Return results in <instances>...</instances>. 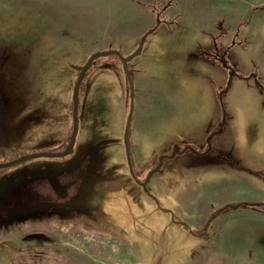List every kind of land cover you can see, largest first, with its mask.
<instances>
[{
  "label": "rangeland",
  "instance_id": "obj_1",
  "mask_svg": "<svg viewBox=\"0 0 264 264\" xmlns=\"http://www.w3.org/2000/svg\"><path fill=\"white\" fill-rule=\"evenodd\" d=\"M251 1L0 0V164L69 144L76 72L97 52H125L147 15L165 18L164 8L172 2L174 17L195 16L217 2L229 27L236 19L250 22ZM239 28L224 49L248 45L246 36L238 39ZM255 48L264 64V39ZM112 60L123 67L118 56H106L87 76ZM226 60L239 73L241 61L228 54ZM88 77L73 153L0 171V264H264V208L228 209L203 238L193 236L189 229L201 234L223 205L213 213L211 194H191L192 184L183 199L177 191L182 184L162 179L173 168L170 161L152 179L148 196L127 166V119L120 103L130 101L129 95L119 86V100L113 87L102 103L96 98L88 103ZM238 156L223 157L242 167V179L220 184L213 202H264V169L249 180L244 170L253 169L242 166L249 159ZM131 157L145 174L157 161L143 165Z\"/></svg>",
  "mask_w": 264,
  "mask_h": 264
},
{
  "label": "crops",
  "instance_id": "obj_2",
  "mask_svg": "<svg viewBox=\"0 0 264 264\" xmlns=\"http://www.w3.org/2000/svg\"><path fill=\"white\" fill-rule=\"evenodd\" d=\"M220 6L218 8L214 2L210 12L196 11L195 16L183 14L180 18L171 15L176 10L171 2L164 8L165 18L155 12L148 13L150 16L147 15L140 32L131 36L125 43L126 51L120 52L125 57L132 55L143 35L158 25L147 38L142 54L128 65L134 85L129 134L131 156L144 165L180 145L182 151L169 160L173 163L172 170L162 179L171 178L182 184L177 191L184 193L183 199L189 194L188 184L193 186L189 189L191 194L207 191L211 194L207 199L211 201L213 213L218 206L244 203L213 202L220 184L230 185L242 179L239 172L242 167L233 165L223 156L239 155V158L249 159L242 165L253 169L244 170L249 180L258 178L264 169V90L253 78H248L256 74L264 85V64L253 51L258 40L264 39V0L250 2L248 12L252 18L249 23L240 24V19H236L235 23L230 21L229 27H224ZM159 19L162 23L158 24ZM171 22L173 24H169ZM236 26L243 31L238 39L246 36L248 45L230 49L229 57L235 62L241 61L240 71L221 99V92L229 82V72L204 53L215 48L222 51L233 43ZM87 83L88 103L93 98L102 103L112 96L113 87H118L115 93L119 100L123 98L119 88L123 86L125 96L128 90L125 71L115 60L101 64L88 77ZM120 105L127 119L131 103L125 98ZM224 117L223 131L218 133ZM134 120L138 122L135 126ZM125 131L126 127L124 138ZM185 147L204 154L185 150Z\"/></svg>",
  "mask_w": 264,
  "mask_h": 264
},
{
  "label": "water",
  "instance_id": "obj_3",
  "mask_svg": "<svg viewBox=\"0 0 264 264\" xmlns=\"http://www.w3.org/2000/svg\"><path fill=\"white\" fill-rule=\"evenodd\" d=\"M160 23V21L158 20V24ZM153 33V30H150L148 31L141 39L140 43H139V46L137 48V50L132 54V55H129L127 57L123 56L119 51H115V50H110V51H102V52H97L95 53L94 55H92V57L89 59L88 63L86 64L85 68H84V73H86V71L91 67V66H94L96 65V61H94L97 57L99 56H118L121 63H122V66H123V69L125 71V74H126V77L127 79L129 78V63L137 56L141 55L142 52H143V49H144V46H145V43L147 41V38L149 37L150 34ZM228 52L225 51L223 54H217V57L219 59V62L221 63V65L227 69L229 71V82H228V85H227V88L221 92V96H223L230 88V85H231V81L232 79L237 76V71L234 70L232 67L229 66L227 60H226V56H227ZM249 78H253L255 80V83L256 85H258L261 89L264 90V85L259 81L258 77L256 74H252L251 76H249ZM84 80V77H81V81L82 82ZM132 84H133V80H132ZM78 88V87H77ZM79 90V89H78ZM127 94L130 95L129 93V90H127ZM79 95V92L76 91L75 93V98L77 99ZM134 98V85H133V89H132V93H131V99L133 100ZM133 102V101H132ZM132 109H133V103H132V108H131V115H132ZM131 120V117L129 118L128 121ZM224 124H225V117H224V120L223 122L221 123V125L219 126V129H218V133H221L223 131V127H224ZM79 127H80V122L78 121L77 118H75V122L73 124V131H72V136L70 138V142L69 144L67 145V147L65 148L64 151L60 152V151H49V152H39V153H33V154H28V155H25V156H22L16 160H13V161H9V162H6V163H1L0 164V170H3V169H7V168H10V167H15L17 165H20L24 162H28V161H31V160H34V159H41V158H65L69 155H71L74 151V147H75V144H76V140H77V137H78V132H79ZM128 125H127V128H126V133H125V145H126V155H127V160L129 162V165L131 167V169H133V162H132V157H131V151H130V147H129V137H128ZM180 153V146L179 145H176L174 147V151H173V154L171 155V158H174L177 154ZM163 159V158H162ZM161 159V160H162ZM159 169H157L156 171H158ZM148 182V180H147ZM147 182L144 183V186H145V191L148 192L147 190ZM241 207H259V208H264V202H259V203H248V202H244V203H238V204H230V205H226L224 206L223 208L219 209L217 213H215L211 219L207 222L205 228H204V231L201 233V234H196L193 230L189 229V232L193 235V236H196V237H199V238H203L206 233L208 232V229L210 227V224L212 221L216 220L218 218L219 215L223 214L226 210L228 209H231V210H238L239 208ZM167 211L168 213H172L171 211L169 210H165ZM175 224H179L178 222H175ZM180 224L187 228V223L185 222H180Z\"/></svg>",
  "mask_w": 264,
  "mask_h": 264
},
{
  "label": "trees",
  "instance_id": "obj_4",
  "mask_svg": "<svg viewBox=\"0 0 264 264\" xmlns=\"http://www.w3.org/2000/svg\"><path fill=\"white\" fill-rule=\"evenodd\" d=\"M160 23H162L161 20H160ZM169 24H173V22H171V23H169ZM157 28H158V25L156 24V26L152 29L153 32H155ZM150 35H151V34H150ZM150 35H149V36H150ZM225 51L228 52V51H229V48L224 49V50H222V51H219L218 48H215L214 51L209 52V53H204V54L213 57V58L215 59V61H216L217 63L220 64L219 59H218V57H217V54H218V53L223 54ZM106 56H107V55H105V56H99V57H97L94 61H97V60L101 59L102 57H106ZM220 65H221V64H220ZM85 66H86V64H85L84 66L80 67V68L78 69V71L76 72V77H75L76 79H75V83H74V87H73L72 100H71V103H70V105H69V112H70V116H72L73 124H74V122H75V118H77L78 121L80 122L81 91L83 90V86H84V82H85V80H86L87 73H88V72L91 70V68H92V66H91V67L86 71V73H84L83 71H84ZM81 77H84V80H83L82 82H80V81H81ZM241 78H244V77H241ZM248 78H249V77H248ZM249 79H250V78H249ZM132 80H133V78H132V76H131L130 69H129V78L127 79V89L129 90V93H130L129 97H130V98H131V93H132V89H133ZM77 87H78V88H77ZM78 89H79V90H78ZM76 91L79 92V95H78L77 99L74 97ZM221 99H222V96H221ZM130 103H131V108H132V99L130 100ZM223 108H224V105H223ZM130 117H131V120L128 121ZM131 122H132V115H131V112H130L129 115H128V117H127V123H126V128H127V125H128V129H129V130H128V131H129L128 133H129V134H130ZM125 133H126V131H125ZM129 134H128V137H129ZM128 139H129V138H128ZM188 149H190V150H192L193 152L198 153V154H204V153H200V152L195 151V149H193V148H191V147H188ZM6 160H8V158H6ZM5 162H6V161H5ZM5 162H4V163H5ZM19 166H20V165H17V166H15V167H10V168L6 169L5 171H3L2 174L7 173V171L14 170V169L18 168ZM86 194L88 195V194H90V192H87Z\"/></svg>",
  "mask_w": 264,
  "mask_h": 264
},
{
  "label": "flooded vegetation",
  "instance_id": "obj_5",
  "mask_svg": "<svg viewBox=\"0 0 264 264\" xmlns=\"http://www.w3.org/2000/svg\"><path fill=\"white\" fill-rule=\"evenodd\" d=\"M218 54H220V53H218ZM88 63V62H87ZM86 63V64H87ZM93 67V66H92ZM91 71V70H90ZM89 71V72H90ZM88 72V73H89ZM88 73H87V75H88ZM86 77H88V76H86ZM80 121H81V119H80ZM79 131H80V127H79ZM70 142V141H69ZM180 146V145H179ZM67 147V144L66 145H63V146H61V147H59V149H55L54 151H60V152H62V151H64L65 150V148ZM182 147L180 146V152L182 151V149H181ZM185 150H188V147H185L184 148ZM173 151H174V149L170 152V153H168V154H165L164 155V158L161 160L160 159V156L158 157V159H157V161L155 162V164L151 167V169L150 170H148V172L145 174L144 172H142V171H138V170H136V168H135V165H134V163H133V169H131V167H130V165H129V162L127 161V166H128V170H129V175H130V177L137 183V185L139 186V187H141L142 188V190L144 191V192H146V194L148 195V196H150L151 197V193H149V190H148V188H149V185H150V183H151V181H152V179L154 178V176L156 175V174H158L161 170H162V168L164 167V165H165V162L166 161H169V160H171V159H173V158H171V155L173 154ZM175 158V157H174ZM56 159H62V158H56ZM225 160H227L226 158H224ZM4 161H7V160H4ZM227 161H230V160H227ZM8 162V161H7ZM4 163V162H3ZM157 169H159L158 171H156ZM4 170V169H3ZM0 171H2V170H0ZM147 180H148V182H147ZM147 182V190H148V192L147 191H145V186H144V183H146ZM154 198V197H153ZM169 214H171V213H169Z\"/></svg>",
  "mask_w": 264,
  "mask_h": 264
}]
</instances>
